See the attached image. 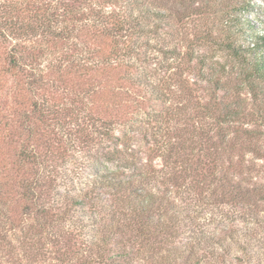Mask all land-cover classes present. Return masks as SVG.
I'll list each match as a JSON object with an SVG mask.
<instances>
[{
    "label": "rangeland",
    "instance_id": "1",
    "mask_svg": "<svg viewBox=\"0 0 264 264\" xmlns=\"http://www.w3.org/2000/svg\"><path fill=\"white\" fill-rule=\"evenodd\" d=\"M62 1L0 0L2 26L33 29L0 33V264H264V95L233 49L264 33V0ZM67 5L71 39L53 41L42 23ZM12 55L37 84L4 71ZM34 101L63 124L42 166L20 153ZM114 171L119 186L98 184ZM136 190L168 210L149 231L126 223Z\"/></svg>",
    "mask_w": 264,
    "mask_h": 264
},
{
    "label": "trees",
    "instance_id": "2",
    "mask_svg": "<svg viewBox=\"0 0 264 264\" xmlns=\"http://www.w3.org/2000/svg\"><path fill=\"white\" fill-rule=\"evenodd\" d=\"M60 2H63V1L60 0ZM128 2L129 4H133V5L137 4L136 1L135 2L128 1ZM68 6L70 5L65 6V10H67V12H65V14L61 16L59 14L56 15L54 11L52 10L53 13L51 11V15H49L48 18L45 19L46 23L44 24V26L42 23L43 29H41V31L43 33L46 32L48 35H50L53 41L71 39L72 34L70 31L71 29L69 28L73 26H70L69 23L68 24L66 23L69 17L68 14H70L71 12L70 7L68 8ZM141 10H142V13H141L142 18L150 19L151 17H154V18L157 17V20L161 22H164L165 19L169 18L162 12L156 13L155 9L146 10L145 8L143 10L142 8ZM242 10L243 12H246L248 8L243 7ZM136 21H138V19ZM60 24L62 26H60ZM247 24H248L247 27L250 29L251 28L250 21H248ZM0 28H1L0 33L2 35L12 37L13 39L16 38L17 40H21L25 36H29V34L33 32V29L30 25H25L19 21H14L12 23H5L4 26L0 24ZM148 30L149 31L151 30L150 26H148ZM244 31H245L244 41L247 43V45L233 47V49H234V52L238 55V60L240 61L239 62L240 63L239 64L240 73L243 75L245 84L249 87L252 96L258 97L259 95H264V86L261 87V84H264V33H261L260 31L256 33H249L248 30H244ZM250 40L251 41L253 40V41L251 43H248ZM131 49L133 50V52H135L134 46L129 47L127 45L126 50L129 53L131 52L130 51ZM14 53H16V50L14 51ZM68 59H71V57H69ZM17 69H19V74H22L23 76H26L27 78L30 79V82L29 81L21 82V83H24V85L31 86V85L38 83L36 82V81H39L38 74L36 73V70L32 68V65L25 63L24 59L20 55H12V57H10V62L8 63V69L7 70L4 69V71L9 73V72H14ZM142 74H144V72H142ZM148 75L149 73L145 72V76L147 77ZM146 79H147L146 80L147 86L150 87L151 86L150 80H152V78L147 77ZM19 95L21 96L22 94L18 93L16 95L17 100L19 99ZM23 97L26 98L24 95ZM24 102L25 101L23 100L22 104ZM25 116L27 118V122L32 123V124H29L26 127L27 134H26V140H24V144H27V146L25 145L23 147V152L20 151V153L22 154L26 162H32L33 164L42 166V162H40L41 157H40V149L38 147V144L40 145V141L44 138V134L46 130H48L53 125L55 126L52 127V129L56 127L57 128L59 127V129H62L63 124L58 123V122H54L52 124V119H54V113L50 111V109L46 105V102L41 103L38 101H34V103L30 105L28 111L25 112ZM12 132L13 131H11L10 134H12ZM5 137H8V135L6 134ZM151 138L155 142L154 137H151ZM143 170H146V169H143ZM141 173L138 171L136 172V174H139L138 176L144 175ZM111 174H112V178L110 177V174L106 175L104 178H101L99 180L98 184L100 185V184L106 183V184H110L112 187L119 186L118 185L119 183H116V181L114 183V180L118 173L114 171V173L111 172ZM37 184L39 183H36V185L33 184L32 187L29 186L27 192L33 195V192H35V189L36 190H38V188L42 189V187ZM133 195L134 197H133L132 202L134 203L132 205L133 206L132 213L130 214L131 221H126V223H132V221L133 222L136 221L137 223L135 222V224H138V226H140L139 230L141 232L142 231L144 232L145 230L149 231L151 230L153 226V223L150 217L153 215L154 210H156V208L157 210H162L160 208H164L162 211L165 214H167L165 211H168V210L161 203L157 202V199L155 200V196L152 194H148V193L141 194V193H138L136 190V191H133L132 196ZM158 199H164V197H159ZM33 205L36 206V204H33ZM38 212H40L41 214H44L46 213V210L43 211V209L39 208ZM155 227H157V225ZM104 241L106 242V239L103 240V243ZM201 244H202L201 242H198V247H191L190 249V246H187L186 248H183L180 250L177 249L176 251L179 254L192 257L193 253H195V250L202 248ZM93 245H95L94 242H93ZM152 258L154 259V255L152 256Z\"/></svg>",
    "mask_w": 264,
    "mask_h": 264
}]
</instances>
